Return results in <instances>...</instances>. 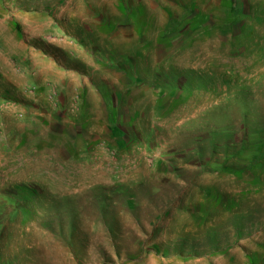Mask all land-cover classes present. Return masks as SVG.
I'll use <instances>...</instances> for the list:
<instances>
[{
  "label": "rangeland",
  "instance_id": "374dc122",
  "mask_svg": "<svg viewBox=\"0 0 264 264\" xmlns=\"http://www.w3.org/2000/svg\"><path fill=\"white\" fill-rule=\"evenodd\" d=\"M0 264H264V0H0Z\"/></svg>",
  "mask_w": 264,
  "mask_h": 264
}]
</instances>
